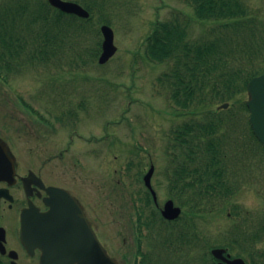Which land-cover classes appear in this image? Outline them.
<instances>
[{"label":"rangeland","instance_id":"rangeland-1","mask_svg":"<svg viewBox=\"0 0 264 264\" xmlns=\"http://www.w3.org/2000/svg\"><path fill=\"white\" fill-rule=\"evenodd\" d=\"M7 1L11 3L18 0H0V4ZM98 1L103 3V10L96 14L95 21L92 26L89 24L88 28L91 30L98 27L99 20H110L109 25L115 32V43L118 46L116 56L105 68L100 67L97 62L89 63L92 60L90 52L102 41V36L97 34L94 39L70 36L72 41L63 40L62 48L57 45V56L51 62L45 65L34 64L22 73L10 75L9 85L0 82V133L5 135L4 137H45L46 141L53 137L54 140L50 143L60 144L62 153L69 156L71 164L73 158L81 156L84 160L82 163L87 165V181H82L81 178L74 180L63 166L64 161L61 164L57 162L58 156L62 155L56 150L57 146H54L53 153L50 152L46 157L44 155L49 152L37 153L35 159L40 158L44 162L54 158L55 160L48 164L58 167L56 170L59 169V180L70 179L67 187L72 188L74 192H79L78 188L85 191L84 197H79L87 205L91 204L92 217L97 221L98 235L108 252L122 264H131L136 239L129 227L133 222L126 218L130 203L128 193L133 189H144L141 183L136 182V178L142 168H145L146 172L153 162L156 166L153 185L158 193L160 205L163 206L170 198L168 182L164 176L170 159L166 154L168 134L174 125L188 120L185 116L173 114L176 109L171 107L172 103L168 98L170 89L157 81L158 77L170 70V63H155L147 58L143 40L152 31L157 17L160 21L171 20L176 16L179 19H187L192 39L207 36L212 28L214 30L215 24L195 20L194 10L186 0ZM243 1L251 9H264V0ZM255 56L237 53L232 58H242L248 64L247 60ZM70 63L77 70L87 71L81 77L74 74L76 79L81 78L84 82L75 88L76 96L71 93L74 103H80V93L87 96L91 102L88 112L75 122L81 136H77L70 128V122H67L70 120L61 124L59 130H52L50 126H45L32 117L28 109H25L27 104L23 107L17 103V97H22L26 103L33 105L50 120L46 108L52 97V75L56 70H61L65 72L63 79L68 78L74 70L71 69ZM82 64L86 65L82 67ZM102 93L103 100L100 102L97 98L102 96ZM242 98L246 99L247 96ZM238 108V105L230 104L227 109H221L219 115L225 121H229L231 117L239 118L244 123L243 127L247 128L248 115ZM91 136L98 137L97 141L88 142ZM66 137H74L69 146L63 144ZM140 146L142 149H136ZM67 148L68 153L65 152ZM32 153L27 150L26 156L30 158ZM131 161L142 162L144 167L127 169L130 176H122ZM238 161L234 159L233 163ZM239 163L240 183L244 182V185L236 197L221 201L222 212H214L202 221V229L207 231L209 237H223L222 233L234 222L227 217L224 209L229 208L231 204L241 205L255 217L260 211H264V161L254 159L249 161V165ZM79 175L84 177L83 174ZM47 176L51 177L49 173ZM119 179H122L120 184ZM258 247L264 248V242ZM241 252L239 249L235 251Z\"/></svg>","mask_w":264,"mask_h":264},{"label":"trees","instance_id":"trees-1","mask_svg":"<svg viewBox=\"0 0 264 264\" xmlns=\"http://www.w3.org/2000/svg\"><path fill=\"white\" fill-rule=\"evenodd\" d=\"M91 12L88 0H79ZM194 10L195 20L215 24L214 30L201 39H192L189 22L179 17L159 22L145 40V49L151 60H172L169 74L159 81L168 80L170 98L181 109L191 112L193 119L172 131L166 154L170 157L171 175L168 188L186 218L195 229V218L203 220L221 207V200L234 196L235 184L230 173L225 137V120L214 113L213 105L233 102L247 111L242 98L248 82L264 74V9H251L243 0H186ZM93 16L82 20L52 8L46 0H18L0 4V76L16 70L14 65L23 54L27 62L47 63L57 53V41L76 37L94 38L98 28L89 30ZM101 22H108L107 20ZM214 37V38H211ZM59 48H62L60 46ZM96 59L99 49L92 50ZM237 53L256 55L246 60L233 59ZM258 57H262L259 58ZM262 61H258L261 60ZM199 108L204 118L198 122ZM206 113V114H205ZM233 120L232 124H235ZM238 129V128H237ZM247 134L263 149L248 127ZM253 141L249 143L253 144ZM255 147L251 151L258 152ZM141 166L131 161L128 168ZM230 174V175H229ZM169 176V174H168ZM144 196V197H143ZM146 208L153 202L148 192ZM142 199V200H143ZM139 210V213H143ZM153 230L149 246L160 256L163 250L183 246L187 229L180 221H164L157 209L153 211ZM190 216V217H189ZM145 224L149 227V221ZM233 234V233H232ZM234 235L233 239H237ZM256 240L257 236H252ZM146 260L151 261L147 255ZM169 260V259H166ZM176 264L175 260L168 262ZM164 264V263H162ZM253 264H259L253 261Z\"/></svg>","mask_w":264,"mask_h":264},{"label":"flooded vegetation","instance_id":"flooded-vegetation-1","mask_svg":"<svg viewBox=\"0 0 264 264\" xmlns=\"http://www.w3.org/2000/svg\"><path fill=\"white\" fill-rule=\"evenodd\" d=\"M51 140L53 141L54 138L49 137L46 141L45 137H0V171L8 170L5 172L6 176L0 177V264H42V251L36 249L35 253L31 254L23 243L22 224L23 214H26L29 208L32 207L41 213L50 209L45 203L48 196L46 189L49 187H60L76 196L85 207L87 218L94 222L95 226H93L97 230V221L92 217L91 204L87 205L79 197H84L85 191L78 188L79 192H74L72 188H68L67 183L70 179L59 180V169L56 170L58 167L48 164L55 160L54 158L46 159L44 162L40 158L35 159L37 153L49 152L44 155L46 157L51 154L50 152L53 153L52 148L57 146L56 150L62 154L58 156L57 162L61 164L64 161L63 166L74 180L78 181L81 178L82 181H87L88 174L82 177L79 175L80 172H73L74 169L65 160L66 155L61 151L62 146L51 144ZM63 144L65 145V141ZM27 150L33 152L31 156L34 158L26 156ZM68 151L69 149H66L65 152ZM48 173L51 177L47 176ZM196 241L198 246L195 247L198 252L196 259L197 263H200L204 259L202 231L198 233Z\"/></svg>","mask_w":264,"mask_h":264},{"label":"water","instance_id":"water-1","mask_svg":"<svg viewBox=\"0 0 264 264\" xmlns=\"http://www.w3.org/2000/svg\"><path fill=\"white\" fill-rule=\"evenodd\" d=\"M52 6L69 14H75L82 18H88L89 13L76 3L62 0H49ZM104 36L103 53L100 63L104 64L114 56L117 47L114 44V31L109 26H103ZM249 100L247 102L251 112V124L256 136L264 143V75L256 77L248 84ZM154 167L151 168L145 177L147 187L152 190L151 178ZM153 191V190H152ZM156 200L155 192H152ZM69 211L59 214L50 212L44 215L46 218L45 228H43L44 245L51 257L44 258L45 264H59L60 260L64 264H118V262L107 255L100 244L98 238L91 230L82 209L67 194ZM181 209L175 207L172 201L166 203L163 215L169 220L178 218ZM53 222H57L54 226ZM39 234V233H37ZM40 235V234H39ZM38 238V237H37ZM46 248V247H45ZM221 250L214 251L218 257H222ZM233 264H244L242 260H236Z\"/></svg>","mask_w":264,"mask_h":264}]
</instances>
